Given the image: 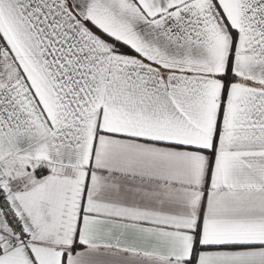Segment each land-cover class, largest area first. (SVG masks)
I'll list each match as a JSON object with an SVG mask.
<instances>
[{"label":"snow or ice","instance_id":"1","mask_svg":"<svg viewBox=\"0 0 264 264\" xmlns=\"http://www.w3.org/2000/svg\"><path fill=\"white\" fill-rule=\"evenodd\" d=\"M0 264H264V0H0Z\"/></svg>","mask_w":264,"mask_h":264}]
</instances>
